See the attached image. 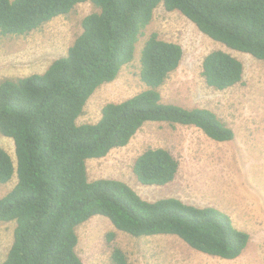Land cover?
<instances>
[{"label":"trees","instance_id":"1","mask_svg":"<svg viewBox=\"0 0 264 264\" xmlns=\"http://www.w3.org/2000/svg\"><path fill=\"white\" fill-rule=\"evenodd\" d=\"M83 3L95 12L82 20V32L65 57L42 74L0 80V134L13 141L16 158L13 163L0 148V185L14 174L17 180L0 199V222L15 223L2 264H83L76 231L95 216L132 237L175 236L202 254L239 258L250 236L224 212L174 198L149 202L124 182L88 180V160L127 146L149 122L193 126L219 143L234 139L212 111L163 103L159 89L180 66V45L151 34L140 55L146 90L104 105L95 124L77 120L95 91L133 61L159 6L179 12L224 47L263 61L264 0H0V35L27 36ZM201 76L207 87L222 92L242 82L243 65L224 51H212L203 59ZM178 170L163 148L146 150L133 164L143 186H165ZM111 258L113 264H128L119 249Z\"/></svg>","mask_w":264,"mask_h":264},{"label":"rangeland","instance_id":"2","mask_svg":"<svg viewBox=\"0 0 264 264\" xmlns=\"http://www.w3.org/2000/svg\"><path fill=\"white\" fill-rule=\"evenodd\" d=\"M93 12L91 4L83 3L27 36L0 35V80L44 73L54 60L66 56L82 32V20ZM153 33L183 50L180 66L159 89L163 103L212 111L233 130L234 139L219 143L193 126L149 122L127 146L113 149L102 159L88 160V180L124 182L149 202L174 198L198 208H216L249 234L250 242L239 258L222 260L189 248L175 236L132 237L116 230L106 218L95 216L77 228L76 253L83 264H113L115 249L124 253L128 264H264V60L224 47L179 12L159 6L138 39L133 61L113 82L95 91L77 124H95L104 105L146 90L140 80V55ZM216 50L243 65L242 82L222 92L207 87L201 76L204 57ZM0 148L15 163L13 141L0 134ZM156 148L171 153L179 164L178 173L165 186H143L133 174V164L143 152ZM16 182L14 174L0 185V199ZM14 228V222H0V264L11 248Z\"/></svg>","mask_w":264,"mask_h":264}]
</instances>
